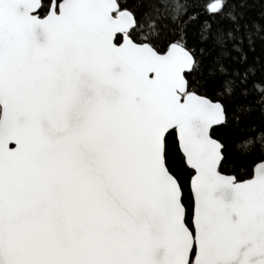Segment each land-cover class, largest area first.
Returning <instances> with one entry per match:
<instances>
[{
	"label": "snow or ice",
	"instance_id": "1",
	"mask_svg": "<svg viewBox=\"0 0 264 264\" xmlns=\"http://www.w3.org/2000/svg\"><path fill=\"white\" fill-rule=\"evenodd\" d=\"M0 264H264V0H0Z\"/></svg>",
	"mask_w": 264,
	"mask_h": 264
}]
</instances>
